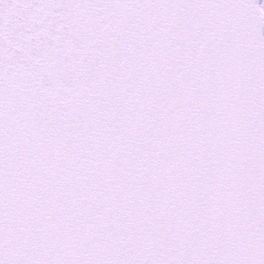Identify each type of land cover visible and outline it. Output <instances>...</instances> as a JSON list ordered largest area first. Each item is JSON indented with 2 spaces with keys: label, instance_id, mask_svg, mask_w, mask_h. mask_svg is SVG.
<instances>
[{
  "label": "snow or ice",
  "instance_id": "1",
  "mask_svg": "<svg viewBox=\"0 0 264 264\" xmlns=\"http://www.w3.org/2000/svg\"><path fill=\"white\" fill-rule=\"evenodd\" d=\"M0 264H264V0H0Z\"/></svg>",
  "mask_w": 264,
  "mask_h": 264
}]
</instances>
